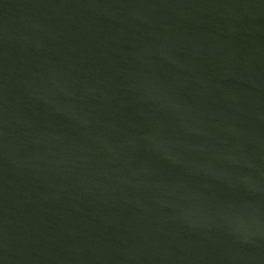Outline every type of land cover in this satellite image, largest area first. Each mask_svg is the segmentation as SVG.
<instances>
[{
    "label": "water",
    "instance_id": "water-1",
    "mask_svg": "<svg viewBox=\"0 0 264 264\" xmlns=\"http://www.w3.org/2000/svg\"><path fill=\"white\" fill-rule=\"evenodd\" d=\"M0 264H264V0H0Z\"/></svg>",
    "mask_w": 264,
    "mask_h": 264
}]
</instances>
